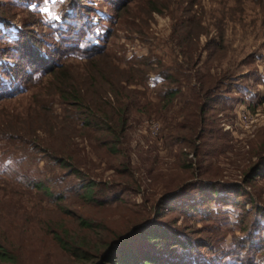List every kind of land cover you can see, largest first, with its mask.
I'll use <instances>...</instances> for the list:
<instances>
[{
	"label": "rangeland",
	"instance_id": "rangeland-1",
	"mask_svg": "<svg viewBox=\"0 0 264 264\" xmlns=\"http://www.w3.org/2000/svg\"><path fill=\"white\" fill-rule=\"evenodd\" d=\"M196 48L197 60H213L211 73L235 78L205 111L191 150L173 136L188 90L168 110L157 94L178 89L159 72H185ZM88 113L97 127L86 125ZM261 158L264 0H0V243L15 264H100L110 244L156 219L167 191L185 185L199 211L168 220L211 259L256 264L264 177L244 178ZM89 181L102 203L82 198ZM235 186L248 196L227 192Z\"/></svg>",
	"mask_w": 264,
	"mask_h": 264
},
{
	"label": "trees",
	"instance_id": "trees-1",
	"mask_svg": "<svg viewBox=\"0 0 264 264\" xmlns=\"http://www.w3.org/2000/svg\"><path fill=\"white\" fill-rule=\"evenodd\" d=\"M77 38L79 39V37ZM197 52V48L193 49L192 52L187 54V57H184L183 64L185 65V72H182L181 65L176 68L175 75L171 73V70H169L170 73L166 74L159 72V75L169 85H178L179 87L178 89H166L157 94L163 108L168 110L176 100L183 98L180 87L185 86L186 90H188V99L179 111V116L182 119L180 123L173 126V134H175L173 136L182 144L188 146L191 150L196 149L197 143L201 139L197 136V131L201 127V123L203 122L202 116L205 111L210 106L220 104V99L225 97L220 91V88H226L228 85H233L232 82L235 78L228 70L220 73L216 71L211 73V71H214V68L212 67L213 60H206L204 62L200 61V59L197 60ZM41 65L46 66V63L41 62ZM75 98L76 96L74 95L73 101L75 104H78L79 101H76ZM87 118L86 125L94 127L96 124H94L95 119L93 114L88 113ZM119 118L122 119V115H120ZM112 133L114 135L113 137L117 139L116 142H118L121 133H117L115 129L111 130V134ZM114 150L115 149H112V151ZM263 162L264 159L261 158L260 163L257 166L252 167L245 175L244 180L246 183L251 184L250 182L254 181L256 177H264ZM192 164L185 165L184 167L192 169ZM193 172H195V170ZM76 175L79 176V173L76 172ZM206 180L211 181L213 179L209 178ZM33 186L37 190L52 196L49 190L44 187V184L34 183ZM187 186L188 185L183 186L180 191H167L157 205L156 219L134 227L128 232V234L121 236L117 241L115 240L110 244L107 247V252L103 254L100 264H225L219 260L220 258L213 257L211 259L209 254L202 253L199 249L200 245L198 242L193 241L183 229L176 227L172 220L170 219V221L167 218L168 214L170 215L176 210H179L182 215H190L191 213L199 211L198 199H194L192 194L188 191L189 188L186 189ZM206 187L208 189H206L205 193L209 194L210 197L215 198L216 195H218V191L213 185H211V183H208ZM235 187H239L241 190L238 189V191H235L234 189H228L227 192L232 194L235 193L237 197L248 196V193H245V195L242 193L246 191L240 186ZM80 188L82 198L86 202L102 203L101 200L95 199L97 189L94 182L89 181L82 183ZM200 194H202V192H200ZM233 198H235V196H232L230 199ZM211 200L212 199L207 198L206 200L203 199V202L205 203L201 202L202 206L207 208L205 213H212L210 212L212 208H210L209 205ZM248 200V202L254 207L255 201L251 198ZM223 201L224 200L222 199L221 202ZM238 202L239 199H234V202L230 204L237 205ZM206 216H209V214ZM83 225L87 227L90 226V224L85 223H83ZM259 235V240L257 239L255 241V245L257 244V246H260V249L262 246L263 250L264 245H261V242H263V239L261 238L262 235ZM252 237L253 239L255 238L253 234ZM252 240L251 247L254 245V241ZM56 241L62 249L73 255L79 256L77 251L81 252V258H84V256L87 255V251H84L79 247H67L61 238L57 237ZM243 246L247 247V244L244 243ZM260 253L264 254V250ZM233 259H235L234 264H247V262L242 260L243 258L240 256L234 257ZM15 263V256L0 243V264ZM249 264L254 263L249 261ZM256 264H264V260L260 258Z\"/></svg>",
	"mask_w": 264,
	"mask_h": 264
}]
</instances>
